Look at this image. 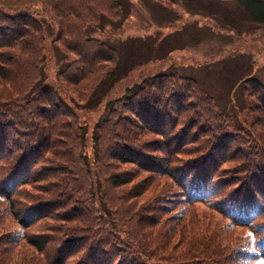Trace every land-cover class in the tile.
Instances as JSON below:
<instances>
[{
	"label": "trees",
	"instance_id": "trees-1",
	"mask_svg": "<svg viewBox=\"0 0 264 264\" xmlns=\"http://www.w3.org/2000/svg\"><path fill=\"white\" fill-rule=\"evenodd\" d=\"M243 1L264 22V0ZM112 5L118 10L114 14L124 19L121 0H0V264H124L118 253H123L124 243L130 253L157 259L152 263L264 264L263 227L252 229L261 239L252 247L238 239L242 231L251 230L252 217L264 207L258 201L261 190L254 188L264 181V94L254 96L247 108L245 128L233 129L232 120H226L229 114L216 111L212 98L195 90L194 80L160 75L164 80L158 81L156 75L145 76L124 87L117 101L105 102L107 115L91 131V154L82 157L87 190L71 178L78 162L71 125L57 122L61 113L51 107L56 106L51 100L54 84H38L47 48L43 25L53 22L56 41L77 55L72 66L59 72V80L74 69L76 75L71 76L80 78H72L73 82L87 81L81 89L91 93L96 76L120 78L115 74L118 56L98 53L101 61H95L94 67L92 62L85 64L83 73L78 55L89 46L77 39L82 24L93 26ZM73 38L80 48L71 44ZM167 87L169 96L163 94ZM126 110L133 115L124 114ZM105 127L109 143L104 149L100 134ZM238 152L243 153L244 174L232 180V187L239 184L231 187V195L219 198L223 210L229 211L226 221L220 222L195 201L214 208L218 164L228 155L238 158ZM252 154L258 159L248 166L257 165L259 171L250 175L246 167ZM92 162L97 166L92 167ZM128 164L134 169H123L119 175L112 171L113 165ZM229 175L222 184L229 183ZM78 189L82 196L73 202L71 194ZM71 202L76 208L66 207ZM236 215L243 221H236ZM210 216L214 218L204 225ZM43 217L59 223L33 230ZM209 224L222 229L218 238L236 242L234 259L218 255L213 236V247L209 238L204 243L201 230ZM184 235L187 247L177 253L167 252L163 258L155 250L147 254V240L153 238L157 247L174 250L182 245Z\"/></svg>",
	"mask_w": 264,
	"mask_h": 264
},
{
	"label": "rangeland",
	"instance_id": "rangeland-1",
	"mask_svg": "<svg viewBox=\"0 0 264 264\" xmlns=\"http://www.w3.org/2000/svg\"><path fill=\"white\" fill-rule=\"evenodd\" d=\"M121 2L124 6V19H120L114 14L118 11L117 7L107 6V11L104 12L106 14H100L99 22L93 26L88 25L87 28L82 24V30L79 32L80 36L77 40L89 46V50L85 48L86 51L81 48L80 55H78V61L82 63V72L85 64L87 66L92 62L94 67L95 61H101L98 58V53L99 56L107 53L112 54L114 59H116V54L118 56V69L115 74L120 78L114 79L112 75L105 73L96 76L92 80L91 88L94 89L92 94L81 89L87 81L78 84L73 82L72 76L76 75L74 69L67 70L69 77L64 78L62 75L59 80V72L63 68L66 70L70 64L72 66V63L77 60V55L70 52L69 49L63 48L56 41V26L53 22L45 21V26L43 25L47 48L38 84L51 83L55 86L56 90L51 94V100L56 101V106L51 107L56 110L54 113H61L57 122L60 121L64 126L71 125L74 135L73 154L78 157L77 171L71 174V178L76 185L84 187L85 190L88 188L89 181L85 177L86 171L82 157L91 154V131H93L94 124L100 122L107 115L105 102L111 98L117 101L119 96L124 93V87L140 81L145 76L156 75L158 81L164 80L160 75H168V79L171 80L172 77L188 76L194 80L195 90L212 98L216 105V111H224L229 114L226 120H232L233 129L245 128L247 108L253 104L254 96L264 94V22L255 18L253 7L247 6L243 0H121ZM77 40L73 38L70 42L80 48ZM90 54L93 57L92 61H90ZM85 55L87 58L84 60ZM109 64L111 67L113 61ZM79 78L80 76L73 79ZM159 83L164 84V82ZM166 84L164 86H167ZM163 94L171 95L168 87ZM47 109L48 107H46ZM124 114L133 115L129 110L124 111ZM131 118L135 120L133 116ZM240 122L241 124L238 125ZM134 126L137 132H141V128L137 124ZM100 142L102 148L108 147L107 127L100 134ZM151 149L148 151L152 152ZM236 154L238 158L228 155L227 159L218 164L214 187L218 190L215 189L216 196L212 198L214 208H207L195 201L198 207L206 208L209 213L218 217L220 222L221 220L226 221L229 211L223 210L219 198L227 196L228 192L231 195L232 180L239 174H244V163H240L244 162L243 153ZM185 156L187 155L183 154V157ZM232 157L236 161L229 160ZM257 159L253 155V159L247 163L246 169H250V175L256 172L255 169L259 171L257 165L248 166ZM103 160L98 162L102 163ZM159 160L162 163L163 158H159ZM113 163L116 162L113 161ZM91 166H97V162H92ZM165 167L164 164L163 168ZM123 169H134V167L131 164L112 166V171L117 172L116 175H119ZM170 170L171 168H168L167 171ZM211 171L212 168L209 170V175ZM228 173L231 174L229 183L222 184ZM215 174L212 173L213 178ZM241 178L243 182L247 183V188L251 189V185L244 175ZM255 179L257 178L255 177ZM53 180L56 181V179ZM238 184L232 187L233 190ZM256 187L262 192L258 201L264 205V181L261 180L260 184L254 188ZM249 195L253 200L256 198L253 194ZM71 196L75 197L73 202H78L82 191L78 189ZM229 197L225 198L224 202ZM73 202L66 207L74 204L73 206L76 208ZM256 210L258 209L256 208ZM236 217V221H243L242 217L237 215ZM213 218L212 216L210 219L206 217L202 223L206 225ZM41 221L43 223L40 226L32 227V229L39 231L46 226L59 223L48 217H43ZM251 224L253 227H248L251 230L242 231L238 235V239L245 240L247 244L249 241V246L252 247L255 243L261 242V239L257 240V235L252 229L255 227L257 229L264 228V207L254 218L252 217ZM195 232L198 235L199 230ZM220 232L222 229L209 224L207 228L201 230V238L206 244L208 243L206 239L211 240V236H213L214 245L219 251L218 255L230 261L238 255V253L234 254L232 249L235 246L233 243L236 242H226L221 236L218 238L217 235ZM250 239H254L252 245ZM187 240L188 238L184 235L182 245L170 250L165 246L164 249L157 247L156 242L151 238L145 242L147 254L155 250L163 258L167 252L177 253L178 249L186 248ZM213 241L208 243L211 247L214 246L211 244ZM127 245L128 243L122 245L124 246L123 253L118 252L121 260L126 261L124 264H159L152 263L157 260L152 256L143 257L133 252L130 253ZM124 251H127L129 256L124 257ZM202 258L200 259L208 260L205 257ZM164 264L170 263L165 262Z\"/></svg>",
	"mask_w": 264,
	"mask_h": 264
},
{
	"label": "snow or ice",
	"instance_id": "snow-or-ice-1",
	"mask_svg": "<svg viewBox=\"0 0 264 264\" xmlns=\"http://www.w3.org/2000/svg\"><path fill=\"white\" fill-rule=\"evenodd\" d=\"M249 235H251V233H249Z\"/></svg>",
	"mask_w": 264,
	"mask_h": 264
}]
</instances>
